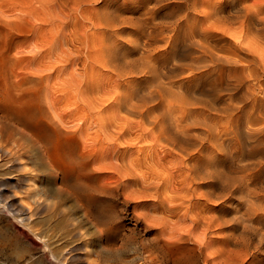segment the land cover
<instances>
[{
    "label": "rangeland",
    "instance_id": "1",
    "mask_svg": "<svg viewBox=\"0 0 264 264\" xmlns=\"http://www.w3.org/2000/svg\"><path fill=\"white\" fill-rule=\"evenodd\" d=\"M4 1L0 4L5 8L1 15L4 22L0 21L1 116L9 109L29 107L43 116L50 123L54 141L52 159L65 178L60 183L32 146L21 159L36 180L34 186L27 187L24 179L15 180L23 171L21 166L7 168L3 164L7 157L0 156V264H264V35H259L264 31V2L245 0L261 6L256 18L251 15L252 20L249 15L248 21L258 27L244 33L242 43L247 49L242 43L241 51L231 48L236 45L229 42L233 36L227 35L233 28L224 37L196 33L198 37L193 39L211 42L212 48L222 54L214 57L215 61L186 52L190 50L185 43L187 29H196L197 25L195 19L184 20L180 15L173 20L160 17L164 30L154 41L159 45H144L134 25L130 26L137 19L150 17L141 14L140 0ZM161 2L176 4V0ZM28 4H32L31 9ZM21 8L30 11L22 12ZM159 8V15L163 14ZM105 12L109 23L102 16ZM173 26L181 31L180 46L169 41ZM260 28L261 32L257 31ZM160 35L165 36L160 39ZM218 39L224 41L218 43ZM224 52L231 60L223 56ZM205 64L209 69L215 67L210 71ZM161 133L170 137L165 136V140ZM177 134L179 138L174 137ZM169 139L178 142L169 143ZM113 167L123 171L116 172ZM208 171L215 175L203 179L202 172ZM227 173L237 182L229 180ZM239 175L244 176L242 180ZM206 189V194L202 193ZM34 193L41 200H34ZM80 196L90 200V214H85ZM35 201L42 205L36 208L30 223L51 251L16 218L17 213L26 212L27 202L36 206Z\"/></svg>",
    "mask_w": 264,
    "mask_h": 264
},
{
    "label": "bare ground",
    "instance_id": "2",
    "mask_svg": "<svg viewBox=\"0 0 264 264\" xmlns=\"http://www.w3.org/2000/svg\"><path fill=\"white\" fill-rule=\"evenodd\" d=\"M4 1V0H3ZM18 1H20V0H18ZM17 1V4L18 3H20V2H18ZM31 1V0H30ZM36 1H38V0H36ZM43 1H45V0H43ZM43 1H40V2H43ZM47 2H48V0H46ZM68 1V0H67ZM74 1H76V0H74ZM74 1H71L72 2V4H74L75 2ZM81 0H79V2H80ZM93 1V0H92ZM91 1V2H92ZM106 1V0H105ZM138 1V0H137ZM141 2V4H138V7H139V5H141L143 8V13H141L142 15L144 14V15H149L150 17H146V16H144V18L141 16L140 18H143L142 20H140L139 19V22H138V17L139 16H137V18H134V20H136L137 19V21H132L134 24H131L130 26L132 27V25H134L133 26V28H134V31L139 35V37L141 38V40H142V43L144 44V45H150V44H152L155 40H156V38L159 36V34H161L162 32H163V26H164V23H163V21L161 20L163 17H173L174 16V18L175 17H177L178 15H180V18H181V16L184 18V20H188L189 18H191V20L192 19H195V21H194V23H196L195 25H197V27H195L196 29H194V28H192L191 27V29L189 28V29H187V35L189 34V37H186V40H187V42H185L186 43V45L188 46V48H190V50H186V49H188L186 46V49L184 48L183 50H186V52L187 53H189V54H194V55H196L197 54V57L199 56V57H212V58H214V57H217L218 55H221L222 56V54H218V52H217V50L215 49H213L212 47V43L211 42H209V43H207V41L205 40H201V39H198V38H196V39H193V38H195L194 36L196 35V33H197V35H200V34H202L201 36L202 37H205V36H209V35H211V36H213L214 34H220L221 36H223L224 34H226L225 32L226 31H228L229 33H231L229 30L231 29V28H233V33H231V35L229 34V33H227V34H229V35H227V36H233V41H232V39H231V37H229L231 40H229L228 38H227V36H225L226 38H227V41L229 40V42L231 41V43L233 44V43H235V45L236 46H234L233 45V47H231V48H234V47H237V48H239V50H240V44L243 42L242 41V39L244 38V33L245 32H249V31H252L253 29H257V27L255 26V24H253V22L252 21H248V20H250L249 19V17L251 16V15H253L254 16V18H256V16H257V13L259 12V7L261 8V6H258V4L256 3L257 2V0H256V2L254 1V2H252V4H247V3H245V0H176V4H174V5H170V4H166V3H162V4H159L160 3V1L159 0H154V1H156L159 5H155L154 3H156V2H154V1H151V0H140ZM250 1V0H249ZM261 2H264V1H262V0H260ZM5 2V1H4ZM7 2H10V0L9 1H7ZM25 3L27 2V1H24ZM66 2V1H65ZM74 2V3H73ZM82 2V1H81ZM85 2H87V1H85ZM113 2H114V0H113ZM150 2H154L152 5H148V4H150ZM174 2V1H173ZM172 2V3H173ZM260 2V3H261ZM11 3V2H10ZM9 3V4H10ZM14 3H16V2H14ZM28 3H30L29 1H28ZM49 3V2H48ZM82 3H84V2H82ZM89 3V2H88ZM87 3V5H90V4H88ZM104 3V2H103ZM111 3V2H110ZM109 3V4H110ZM131 3H132V1H131ZM134 3H135V1H134ZM138 3V2H137ZM259 3V4H260ZM0 4H2V0H0ZM16 4V5H17ZM21 4V3H20ZM24 4V3H23ZM33 4V3H32ZM32 4H28V5H31V6H28L29 8L30 7H32ZM44 4V3H43ZM45 4H47L46 2H45ZM76 4V3H75ZM79 4V3H78ZM78 4H76V5H78ZM19 5V4H18ZM67 5H69V3L67 2ZM81 5H83V4H81ZM80 5V6H81ZM86 4H84V6H85ZM112 5V4H111ZM131 5V4H130ZM133 5V4H132ZM137 5V4H136ZM261 5V4H260ZM3 6V5H2ZM9 6V5H8ZM48 6V5H47ZM46 6V7H47ZM71 6V5H70ZM70 6H69V8H70ZM75 6V5H74ZM73 6V7H74ZM184 6L185 7H187L183 12H182V9L184 8ZM10 7H11V4H10ZM18 7V6H17ZM21 7V6H20ZM38 7V6H37ZM72 7V6H71ZM90 7V6H89ZM131 7V6H130ZM159 7H162V10L164 11V12H162L163 14H160L159 15ZM262 7H264V6H262ZM12 8H13V6H12ZM27 8V7H26ZM82 8V7H81ZM85 8H86V6H85ZM84 7H83V9H82V11L85 9ZM104 8V7H103ZM136 8V7H135ZM135 8H132V9H135ZM141 8V7H140ZM19 10H20V8H18ZM23 9V10H22ZM31 9V8H30ZM30 9H28V10H26V9H24V8H21V11L23 12V11H30ZM73 9H75V8H73ZM73 9H72V11H73ZM3 10H5V8L3 9V7L1 8V6H0V21L3 19L4 20V18L1 16L2 14H5L4 12H3ZM9 10V9H8ZM35 10V9H34ZM76 10L77 9H75V12H76ZM90 10V9H89ZM12 11V10H11ZM16 11V10H15ZM31 11H33V8H32V10ZM101 12H102V10H100ZM100 11H98L99 13H100ZM105 11V10H104ZM103 11V12H104ZM138 11V10H137ZM182 13H181V12ZM261 11H264V10H261ZM45 12V11H44ZM81 12V9L79 10V13ZM97 12V11H96ZM109 12H111L110 10H109ZM32 13V12H31ZM30 13V14H31ZM107 12H105V13H102V14H104V15H102V16H105V15H107L106 14ZM260 13V12H259ZM17 15L19 14V13H16ZM28 14V13H27ZM76 14H77V12H76ZM81 14V13H80ZM90 14H91V12H90ZM109 14V13H108ZM111 14H113V12L111 13ZM195 14H197V16L195 15ZM13 15V14H12ZM15 15V14H14ZM20 15H22V13L20 14ZM19 15V16H20ZM29 15V14H28ZM28 15H26L25 14V16H27V17H29ZM32 15H34V13H32L31 14V18H32ZM83 15V14H82ZM81 15V16H82ZM162 15V16H161ZM250 15V16H249ZM72 16V15H71ZM76 16V15H75ZM92 16V15H91ZM96 17L98 16V15H95ZM101 16V17H102ZM110 16H113V15H110ZM115 17L117 16V14L116 15H114ZM113 16V17H114ZM262 15H260V18H262L261 17ZM23 17H24V15H23ZM93 17H94V15H93ZM93 17H92V19H93ZM100 17V16H99ZM107 17H109V16H107ZM156 17H158V18H156ZM160 17H162V18H160ZM252 17V16H251ZM72 18H73V16H72ZM78 18V17H77ZM110 18H112V17H110ZM171 18H169V19H171ZM257 18H259V17H257ZM259 18V19H260ZM79 19V18H78ZM102 19V18H101ZM166 19V18H165ZM164 19V20H165ZM73 20H74V18H73ZM80 20V19H79ZM78 20V21H79ZM96 20H99V19H96ZM105 20H106V16H105ZM110 20V19H109ZM108 19L105 21V22H107V23H109L108 21H109ZM172 20H173V18H172ZM182 20V19H181ZM183 20V21H184ZM252 20H253V17H252ZM256 20V19H255ZM261 20V19H260ZM67 21V20H66ZM92 21H94V20H92ZM112 21V20H111ZM114 22H116L115 20H113ZM175 21V20H174ZM178 21V20H177ZM177 21H176V24H179V23H177ZM261 21H264V20H261ZM260 21V22H261ZM1 22H4V21H1ZM102 23L104 22V18H103V21H101ZM114 22H112V23H114ZM131 22V21H130ZM180 22V21H179ZM187 22V21H186ZM185 22V23H186ZM189 22H191V23H193V21H189ZM252 22V23H251ZM256 22V21H255ZM260 22H258V23H260ZM9 23V22H8ZM68 23H71V22H68ZM74 23V22H73ZM102 23H100V24H97L96 23V26H98V25H101ZM116 23H118V22H116ZM185 23H182V24H185ZM262 23H264V22H262ZM5 24H7V23H4V25ZM94 24V26H95V23H93ZM106 24V23H105ZM110 24H111V22H110ZM115 24V23H114ZM1 25H3L2 23L0 24V26ZM71 25V24H70ZM69 25V26H70ZM104 24H102V26H103ZM179 25H181V24H179ZM187 25V24H186ZM186 25H184V26H186ZM190 25V24H189ZM194 25V26H195ZM262 25V24H261ZM105 27L106 26H109L108 24L107 25H104ZM111 26L112 27H114L115 28V26H113L112 24H111ZM121 26V25H120ZM119 26V27H120ZM123 26V25H122ZM2 27V26H1ZM70 27H72V26H70ZM118 27V26H117ZM187 27H189V26H187ZM259 27H261L260 26V24H259ZM109 28V27H108ZM113 28V31H116L115 29ZM130 28V27H129ZM173 28V30H174V32H170L171 34H169L168 36H169V41H172V43L174 44V45H177L178 44V42L180 41V34H179V31L177 30V28L178 27H172ZM184 28H186V27H184ZM104 29V28H103ZM118 29H121V28H118ZM179 29H180V27H179ZM106 30V29H105ZM110 30H112V29H110ZM172 30V31H173ZM261 30H262V28H260V30H257V31H260L261 32ZM186 31V30H185ZM254 31V30H253ZM252 31V32H253ZM71 32V31H70ZM69 32V33H70ZM103 32V31H102ZM166 31H164V33H165ZM256 32V31H255ZM262 32H264V31H262ZM261 32V34H259V32H257L259 35H264V33H262ZM72 33V32H71ZM73 33H74V31H73ZM72 33V34H73ZM99 33V32H98ZM130 33V32H129ZM128 33V34H129ZM167 33V32H166ZM180 33H181V31H180ZM214 33V34H213ZM256 33V34H257ZM101 34H103V33H101ZM117 34V33H116ZM253 35H255L256 36V34H254V33H252ZM111 35H113L114 36V34H111ZM158 35V36H157ZM162 35V34H161ZM161 35H160V39H162L163 37H161ZM180 35V36H179ZM196 35V36H197ZM73 36V35H72ZM103 36V35H102ZM102 36H100V37H102ZM106 36V35H105ZM109 36V35H108ZM132 36V35H131ZM134 36H136V35H134ZM185 36V35H184ZM210 36V37H211ZM220 36V37H221ZM250 36H252V35H250ZM253 37V38H256V37ZM258 36V35H257ZM76 36H74V38H75ZM81 37V36H80ZM98 38H99V36H97ZM97 37H95V38H97ZM136 37H138V36H136ZM183 37V36H182ZM198 37V36H197ZM214 37V36H213ZM212 37V38H213ZM216 37V36H215ZM219 37V36H218ZM217 37V38H218ZM219 37V38H220ZM224 37V36H223ZM259 37V36H258ZM262 38H264V36H261ZM97 38V39H98ZM104 38V37H103ZM167 38V37H166ZM199 38H201L200 36H199ZM206 38H208V37H206ZM226 38H224V39H226ZM252 38V39H253ZM77 39V38H76ZM84 39V38H83ZM82 39V40H83ZM119 39V38H118ZM134 39V38H133ZM168 39V38H167ZM198 39V40H197ZM211 39V38H210ZM209 39V40H210ZM214 39V38H213ZM212 39V40H213ZM96 40V39H95ZM106 40V39H105ZM108 40V39H107ZM129 40V39H128ZM138 40V39H137ZM164 40H166V39H164ZM163 40V44H165V41ZM184 40V39H183ZM199 40H201V41H199ZM208 40V39H207ZM219 40V39H218ZM221 41H224L223 39H220ZM220 40H219V42L218 43H220ZM254 40V39H253ZM252 40V41H253ZM256 40V39H255ZM261 41V39H258V41ZM101 41V40H100ZM103 41V40H102ZM159 41V40H158ZM96 42V41H95ZM131 42L133 43V41H132V39H131ZM181 42H183V41H181ZM247 42H249V41H247ZM246 42V43H247ZM254 42V41H253ZM261 42H264V41H261ZM137 43V42H136ZM139 43V42H138ZM155 43V42H154ZM157 43V42H156ZM155 43V44H156ZM167 43V42H166ZM227 43V42H226ZM243 43H245V41L243 42ZM242 43V47L244 48V46H245V44H243ZM251 43V42H250ZM128 44V43H127ZM135 44V43H134ZM161 44V43H160ZM162 44V45H163ZM211 45V47H210V45ZM228 44V43H227ZM133 45V44H132ZM156 45H159V44H156ZM168 45V47H169V44H167ZM179 46H180V44H178ZM183 46L185 45V44H182ZM244 45V46H243ZM98 46H99V44H98ZM97 46V47H98ZM104 46V45H103ZM135 46H137V45H135ZM142 46V45H141ZM161 46V45H160ZM160 46H159V48H160ZM163 46H165V45H163ZM101 47H102V45H101ZM106 47H108V46H106ZM133 47V46H132ZM162 47V46H161ZM217 47V46H216ZM145 48H146V50H149L146 46H145ZM165 48H167V47H165ZM181 48V47H180ZM242 48V49H243ZM100 49V48H99ZM103 49H106L105 47L103 48ZM108 49V48H107ZM133 49V48H132ZM138 49H139V47H138ZM144 49V48H143ZM161 49H163V48H161ZM176 49V48H175ZM225 49V48H224ZM235 49V48H234ZM244 49H247V47L246 48H244ZM95 50V49H94ZM102 50V49H101ZM114 50V49H113ZM146 50H144V51H142L143 53L146 51ZM182 50V49H181ZM182 50V51H183ZM227 50H229V49H227ZM233 50V49H232ZM103 51V50H102ZM107 51V50H106ZM105 51V52H106ZM112 51V50H111ZM138 51V50H137ZM153 51V50H152ZM152 51H150V52H152ZM156 51H157V49H156ZM162 51V50H161ZM169 51V50H168ZM223 51V50H222ZM230 52H231V49L229 50ZM235 51V50H234ZM236 51H237V49H236ZM235 51V52H236ZM241 51V50H240ZM246 51V50H245ZM104 52V53H105ZM115 52V51H114ZM135 52V51H134ZM141 52V54H143ZM147 52H149V51H147ZM147 52H145L146 54H147ZM155 52V51H154ZM166 52V51H165ZM174 53H175V51H173ZM180 52V51H179ZM185 51L183 52V53H185V55L187 54ZM239 52V51H238ZM238 52H236L237 54H238ZM98 53H100V51L98 50ZM136 53V52H135ZM223 53V52H222ZM225 53V52H224ZM236 53H231L232 55L231 56H235L234 54H236ZM139 54V53H138ZM153 54V53H152ZM151 53H150V55H152ZM106 55V54H105ZM104 55V56H105ZM113 54H109V56H112ZM145 55V54H144ZM143 55V56H144ZM149 55V54H148ZM155 55V54H154ZM156 55H158V54H156ZM177 55H179V54H177ZM176 55V56H177ZM183 55V54H182ZM181 55V56H182ZM226 53L225 54H223V56L226 58ZM108 56V55H107ZM108 56V57H109ZM142 56V57H143ZM180 56V57H181ZM220 56V57H221ZM112 57H116V56H112ZM145 57H147V56H145ZM183 57H185L184 55H183ZM190 57V56H189ZM196 57V56H195ZM196 57V58H197ZM224 57H222V60L223 59H225ZM217 58H219V56L217 57ZM230 60H231V58L230 57H228ZM228 58H226L227 60H228ZM240 58V57H239ZM110 59V58H109ZM190 59V58H189ZM209 59V58H208ZM241 59V58H240ZM198 60V59H197ZM199 60H202V59H199ZM210 60H211V58H210ZM214 60H215V58H214ZM219 60V59H218ZM217 60V61H218ZM221 60V59H220ZM226 60V62H228ZM230 60H229V63H231L230 62ZM233 60V59H232ZM193 61V60H192ZM204 61H205V59H204ZM216 61V60H215ZM225 61V60H224ZM236 61V60H235ZM194 62H196V61H194ZM220 62V61H219ZM219 62H218V67L219 68H221L220 66H219ZM224 63V62H223ZM235 63V62H234ZM248 63V62H247ZM246 63V64H247ZM189 64H191V63H189ZM215 64V63H214ZM217 64V63H216ZM206 65V64H205ZM190 66V65H189ZM206 66H208V64L206 65ZM215 67V66H214ZM213 67V68H214ZM218 67H217V69H216V71L218 70ZM192 68H193V65H192ZM206 68H208L209 69V66L208 67H206ZM213 68H210L209 70L211 71V70H213ZM236 68V67H235ZM215 70V69H214ZM226 72V71H225ZM228 72V71H227ZM220 74V73H219ZM240 75H241V73H239ZM238 74V75H239ZM215 78H217V77H215ZM220 78V77H219ZM237 78V77H236ZM240 78V77H239ZM243 78V77H242ZM246 78V77H245ZM211 80V79H210ZM213 80V79H212ZM216 82V81H215ZM210 83V82H209ZM227 83V82H226ZM212 83H210V85H211ZM140 95V94H139ZM138 95V96H139ZM37 103V102H36ZM33 107V106H32ZM186 111V110H185ZM1 112H3V111H1ZM3 116V117H2ZM1 116V113H0V156H6L7 157V159H6V161L3 163L4 164V166L5 167H7V168H11V167H13V166H16V165H20L21 166V169H23V171L21 172V173H18L17 175H16V177H15V180H21V179H24L25 181H26V185H27V187H29V186H34V183H35V178L33 177V175L30 173V172H28V171H26L25 169H26V163H25V160L24 161H22L21 159H23L22 157H23V155L25 154V152L28 150V149H30L31 150V148H32V146H34L35 148H37L38 150L37 151H39L40 152V157L43 159V160H45V162L49 165V170H51V172L52 171H54L55 172V177L56 178H58L59 179V181H60V183H62L63 182V180H64V173L59 169V167L60 166H58V164L52 159V156L53 155H51V148L53 147V140L50 138V123L47 121V120H45V118L43 117V116H41V115H38L37 113H36V111H34V108H32L31 109V107H29V109H23V110H15V109H9V110H7L6 112H4L3 113V115ZM5 119L6 121L5 122H3V120H1V119ZM54 121V120H53ZM77 121V120H76ZM230 121H228V123H229ZM234 122V121H233ZM225 123V122H224ZM226 124H227V121H226ZM179 125V124H178ZM180 125H182V124H180ZM183 125L184 126H188V125H186L185 123H183ZM218 125V124H217ZM176 126V125H175ZM183 126V127H184ZM182 127V126H181ZM189 127V126H188ZM221 127V126H220ZM224 128L223 129H225V126H223ZM177 128V127H176ZM185 128V127H184ZM187 128V127H186ZM162 129V128H161ZM165 129V128H164ZM222 129V130H223ZM228 129V131H229V129H232V128H227ZM226 129V130H227ZM255 129V128H254ZM167 130V129H166ZM166 130H163V131H166ZM220 130V129H219ZM221 130V131H222ZM226 130H224L225 132H226ZM232 131V130H231ZM75 132V131H74ZM161 132H162V130H161ZM166 132H168V130L166 131ZM165 132V133H166ZM170 132V131H169ZM220 132V131H219ZM222 133V132H221ZM222 134H225L224 132L222 133ZM226 134H227V132H226ZM160 135H162L161 137H163V134L161 133ZM168 135V134H167ZM166 135H164V137H165ZM169 136V135H168ZM168 136H166L167 137V139H168ZM172 136H174V135H171V138H172ZM178 136V138H179V135L177 134V135H175L174 137H177ZM217 136V135H216ZM215 136V137H216ZM218 136H219V134H218ZM221 136V135H220ZM219 136V137H220ZM161 137H159V140L161 139V140H167L166 139V137L163 139V138H161ZM170 137V136H169ZM158 138V137H157ZM170 138V139H171ZM181 138H183V137H181ZM221 138V137H220ZM170 139H169V143L170 142H173V141H170ZM177 139V138H176ZM207 139V138H206ZM160 140V141H161ZM179 140V139H178ZM215 140V139H214ZM181 141V140H180ZM207 141V140H206ZM210 141H213L211 138H210ZM210 141H209V143H210ZM167 142V141H166ZM176 142H178L177 140H176ZM176 142L174 141V143L176 144ZM219 142V141H218ZM168 143V144H169ZM212 143V142H211ZM52 144V145H51ZM213 144H214V141H213ZM220 144V143H219ZM218 144V146H220ZM222 144V143H221ZM178 145H180V144H178ZM215 146H216V144H215ZM217 146V147H218ZM222 146V145H221ZM220 146V147H221ZM177 147H179V146H177ZM185 147V146H184ZM176 148V147H175ZM179 148H181V146L179 147ZM182 148H183V146H182ZM221 148H223V147H221ZM172 150V149H171ZM170 150V151H171ZM181 150H183V151H185V149H181ZM181 150H178V151H181ZM224 150V149H223ZM173 151V150H172ZM171 151V152H172ZM182 152V151H181ZM177 153V152H176ZM183 153V152H182ZM186 153L187 152H185V155H186ZM157 154V153H156ZM159 154V153H158ZM172 154V153H171ZM184 154V153H183ZM30 155V154H29ZM166 155H167V153H166ZM177 155H178V153H177ZM173 156V155H172ZM176 156V155H175ZM175 156H174V158H175ZM187 156V155H186ZM210 156H212V155H210ZM209 156V158H211ZM216 156V155H215ZM222 156V155H221ZM227 156V155H226ZM164 157V156H163ZM166 157V156H165ZM184 157V156H183ZM217 157H218V155H217ZM1 158V157H0ZM27 158H28V156H27ZM151 158V157H150ZM178 158V157H177ZM187 158V157H186ZM197 158V157H196ZM216 158V157H215ZM69 159V158H68ZM173 159V158H172ZM176 159V158H175ZM180 158H178V160H179ZM189 159H192V158H189ZM221 159V158H220ZM1 160V159H0ZM96 160V159H95ZM182 160V159H181ZM185 160V159H184ZM174 161V160H173ZM176 161V163L177 162H179V161H177V160H175ZM204 161V160H203ZM214 161H215V159H214ZM220 161V160H219ZM218 161V162H219ZM222 161H224V159L222 160ZM3 162V161H2ZM1 162V163H2ZM95 162V161H94ZM171 162H172V160H171ZM182 162V161H181ZM193 162V161H192ZM99 163V162H98ZM103 163V162H102ZM109 163V164H108ZM108 163H105V164H108V165H110L111 164V162H108ZM117 163V162H116ZM175 163V162H174ZM175 163V164H176ZM190 163V162H189ZM195 164L197 163V161H195L194 162ZM204 163H205V161H204ZM207 163V162H206ZM210 163V162H209ZM215 163V162H214ZM214 163H212L213 165H214ZM224 163V162H223ZM99 164H101V163H99ZM184 164H185V162H184ZM208 164V163H207ZM244 164V163H243ZM261 164V163H260ZM1 165V164H0ZM172 165H173V163H172ZM171 165V166H172ZM201 165H203L202 163H201ZM201 165H199V166H201ZM244 165H246V162H245V164ZM244 165H242V166H244ZM247 165H248V163H247ZM99 166V165H98ZM100 166H102V165H100ZM111 166V165H110ZM109 166V167H110ZM115 166V165H114ZM165 166L166 167H168L166 164H165ZM178 166H180L179 165V163H178ZM184 166V165H183ZM224 166V165H223ZM226 166V165H225ZM94 167H96V168H98L97 167V164L94 166ZM108 167V166H107ZM116 167V166H115ZM115 167H113V169L115 170L116 169V172H119L118 170H120V168L119 169H117V168H115ZM170 167V166H169ZM175 167V166H174ZM187 167V166H186ZM190 167H193L194 169H196L195 167H197V165H195V166H190ZM203 167V166H202ZM219 167V166H218ZM248 167H249V165H248ZM247 167V168H248ZM100 168V167H99ZM101 168H103V166L101 167ZM122 168V167H121ZM172 168V167H171ZM175 168H177V167H175ZM180 168H181V166H180ZM198 168V167H197ZM206 168H207V166H206ZM210 168V167H209ZM215 168V167H214ZM126 169V168H125ZM184 169H186L185 167H184ZM187 169H190L189 167L187 168ZM218 169H220V168H217L216 169V171L218 170ZM225 169V168H224ZM242 170H244V169H246V167L243 169V167L241 168ZM7 170V169H6ZM122 171H123V169H121ZM121 170H120V172H121ZM166 170V169H165ZM172 170V169H171ZM175 170V169H174ZM202 170V169H201ZM207 170V169H206ZM205 170V171H206ZM173 171V170H172ZM188 171V170H187ZM187 171H186V173H187ZM192 171V170H191ZM199 171H200V169H199ZM202 171H204V169L202 170ZM214 171H215V169H214ZM213 171V172H214ZM222 171V170H221ZM129 172H131V169H130V171ZM128 172V173H129ZM168 172V171H167ZM174 172V171H173ZM181 172V171H180ZM220 172V171H219ZM127 173V172H126ZM172 173V172H171ZM179 173V172H178ZM190 173V172H189ZM194 173V172H193ZM202 173H205L204 175H203V179L205 178L204 176H214L215 175V173L213 174V173H211V172H202ZM218 172H216V175H220V174H217ZM121 174V173H120ZM123 174H124V172H123ZM129 174H131V173H129ZM170 174V173H169ZM169 174H168V176H169ZM173 174V173H172ZM188 174V173H187ZM199 174V173H198ZM201 174V173H200ZM224 174V173H223ZM225 174H226V172H225ZM224 174V175H225ZM122 175V174H121ZM177 175V174H176ZM175 175V176H176ZM188 175H190V174H188ZM228 173H227V177H228ZM123 176V175H122ZM126 176H127V174H126ZM172 176V175H171ZM174 176V175H173ZM178 176V175H177ZM176 176V177H177ZM185 176V175H184ZM202 176V175H201ZM235 176H238V175H235ZM240 177H239V179L240 180H242V178L244 177L243 175H239ZM191 177V176H190ZM193 177V176H192ZM216 177V176H215ZM229 177L230 178H228L229 180H232L233 178H231V175H229ZM175 178V177H174ZM179 178H180V174H179ZM175 179V182H176V180H180V179ZM185 178V177H184ZM183 178V179H184ZM200 178V177H199ZM202 178H200V179H202ZM213 178V177H212ZM211 178V179H212ZM220 178V177H219ZM235 178H237V177H235ZM74 179V178H73ZM126 179V178H125ZM170 179V178H169ZM185 179H187V178H185ZM191 179V178H190ZM190 179H189V181H190ZM194 180H195V177L193 178ZM193 179H192V181H193ZM210 179V178H209ZM214 179V178H213ZM212 179V180H213ZM216 179V178H215ZM218 179V178H217ZM223 180H224V178H222ZM142 180V179H141ZM197 180H198V178H197ZM211 180V181H212ZM219 180V179H218ZM233 180H235V179H233ZM144 181V180H143ZM182 181V180H181ZM181 181L179 182L180 184H181ZM185 181V180H184ZM191 181V182H192ZM215 181V180H214ZM73 182V181H72ZM170 182V181H169ZM186 182V181H185ZM184 182V183H185ZM195 182V181H194ZM202 182H204V181H202ZM222 183V180L220 179V181H219V183ZM226 182H231V181H227L226 180ZM235 182H237V180H235ZM173 183H174V180H173ZM177 183V182H176ZM178 183V184H179ZM188 183V182H187ZM205 183V182H204ZM214 183V182H213ZM216 183H217V180H216ZM85 184V183H84ZM189 184H190V182H189ZM192 184V183H191ZM190 184V185H191ZM198 184V183H197ZM218 184V183H217ZM225 185L227 184V183H224ZM63 185V184H62ZM62 185H58L57 187H59V188H61V186ZM184 185V184H183ZM185 185H186V183H185ZM195 185V184H194ZM205 185V184H204ZM222 185H223V183H222ZM232 185H233V183H232ZM232 185H230V186H232ZM234 185H235V183H234ZM236 185L238 186L239 185V183L237 184L236 183ZM189 185L187 184L186 185V187H188ZM216 186V185H215ZM219 186V185H218ZM227 186V185H226ZM77 187V186H76ZM80 187V186H79ZM78 187V188H79ZM157 187V186H156ZM173 187V186H172ZM177 187V186H176ZM190 187V186H189ZM195 186H193V188H194ZM214 187V186H213ZM222 187V186H221ZM228 187V186H227ZM59 188H57V189H59ZM77 188V189H78ZM192 188V187H191ZM193 188L191 189L192 191H193ZM208 188V187H207ZM28 189H30V188H28ZM53 189V188H52ZM179 189V188H178ZM184 189V188H183ZM188 189V188H187ZM186 189V190H187ZM209 189V188H208ZM208 189H206V190H204V191H202V193H204L205 191H207ZM216 189V188H215ZM222 189V188H221ZM223 189H224V187H223ZM231 189V188H230ZM176 190H177V188H176ZM190 190V189H189ZM210 190V189H209ZM233 190V189H232ZM27 191V190H26ZM219 191H221V190H219ZM29 192V191H28ZM70 192V191H69ZM130 192V191H129ZM185 192V191H184ZM189 192V191H188ZM198 192H200V191H198ZM223 192V191H222ZM32 193V192H31ZM71 193V192H70ZM82 193H83V191H82ZM191 193H193V192H190V194ZM201 193V192H200ZM210 193V192H209ZM218 193V192H217ZM193 194H196V193H193ZM199 194V193H198ZM205 194H206V192H205ZM208 194V193H207ZM212 193H210V195H211ZM223 194L224 193H222V196H223ZM200 195V194H199ZM220 195V194H219ZM33 196H34V200H41L40 199V197L38 196V195H36V193H34L33 194ZM78 196V195H77ZM214 196V195H213ZM218 196V195H217ZM203 197V196H202ZM89 198H91V197H89ZM127 198V197H126ZM189 198H191V197H189ZM19 199L20 200H25L22 196H19ZM79 199H80V201H81V205H82V208H84V211H85V214H90V200H83L82 199V196H80L79 197ZM171 199V198H170ZM207 199V198H206ZM208 200V199H207ZM37 201H35V202H37ZM24 203V202H23ZM2 205V204H1ZM32 204H28V202H27V206H26V204H25V206L27 207V209H26V212H23V214H18L17 213V215H16V218H17V220L23 225V226H25L26 228H28L30 231H32L33 232V234L38 238V240H40V241H42L43 242V244H44V247L45 248H47V249H49L50 250V247L47 245V243H46V241H45V239H44V237L42 236V235H38L36 232H35V230H34V227H33V224H31L30 222L32 221V215H33V213H35L36 212V208L39 206H41L42 205V203L41 202H37L36 203V206H31ZM170 205H172V203L170 204ZM177 205V204H176ZM176 205H173L172 206V208H175V206ZM24 206V207H25ZM169 207V206H168ZM18 208V207H17ZM20 208H22V207H20ZM170 209H172L171 208V206L169 207ZM168 208V209H169ZM24 209V208H23ZM20 210V209H19ZM23 211V210H22ZM21 211V212H22ZM10 212V211H9ZM186 213V212H185ZM254 214V213H253ZM15 215V214H14ZM187 215V214H186ZM88 216V215H87ZM186 217V216H185ZM193 217V216H192ZM200 217V216H199ZM203 217V216H202ZM207 217V219H209L208 218V216H205V218ZM217 217V216H216ZM149 219V218H148ZM191 219H196V218H191ZM203 219V218H202ZM197 220H199L198 218H197ZM204 221H205V219H203ZM203 220H201V221H203ZM94 221V220H93ZM207 221V220H206ZM216 221V220H215ZM220 222H221V220H219ZM204 223V222H203ZM211 223H213V222H211ZM218 223V222H217ZM202 224V223H201ZM213 224H216V223H213ZM220 224V223H219ZM210 225V224H209ZM217 225V224H216ZM221 225V224H220ZM211 226H213V225H211ZM217 227H218V225H217ZM258 227H260V226H258ZM205 228L206 227H204L203 229L205 230ZM211 228V227H210ZM172 229V228H171ZM203 229H201L202 231H203ZM208 230V229H207ZM209 231V230H208ZM212 231V230H211ZM215 231V230H214ZM220 231H222V230H220ZM200 232V231H199ZM202 233V232H201ZM204 233V232H203ZM207 233V232H206ZM221 233V232H220ZM250 233V232H249ZM199 234V233H198ZM208 234V233H207ZM200 236V235H199ZM204 236H206V235H204ZM203 237V236H202ZM202 237H201V239H202ZM211 236H208V238H210ZM207 238V239H208ZM221 238H225V237H222L221 236ZM197 239H200V237L199 238H197ZM200 239V240H201ZM204 239V238H203ZM216 239V238H215ZM199 240V242H202V241H204V240H202V241H200ZM197 241V240H196ZM217 241V240H216ZM225 241V240H224ZM208 242V241H207ZM206 242V243H207ZM220 243V242H219ZM219 243H217V244H219ZM243 243V242H242ZM208 244H210V242L208 243ZM213 244V243H212ZM236 244V243H235ZM244 244V243H243ZM205 245V243L203 244V246ZM25 246V245H24ZM48 246V247H47ZM202 246V245H201ZM44 247H42V248H44ZM204 247H206V246H204ZM209 247V246H208ZM219 247H222V246H220L219 245ZM217 248H218V245H217ZM229 248V247H228ZM218 249H221V248H218ZM217 249V250H218ZM231 249V248H230ZM225 250V249H224ZM229 250V249H228ZM45 251V250H44ZM51 251V250H50ZM50 251L48 252V253H50ZM220 251V250H219ZM222 252H224L223 251V249H222ZM226 252H227V250H226ZM214 253H217V252H214ZM221 252H219V254H220ZM237 253H239V252H237ZM237 253H235V254H237ZM245 254V253H244ZM215 255V254H214ZM238 255V254H237ZM248 254L246 253V255L245 256H247ZM242 256H244V255H242ZM244 258V257H243ZM243 258L241 257L240 259H242L243 260ZM237 260V259H236ZM240 262V261H239ZM242 262V261H241Z\"/></svg>",
    "mask_w": 264,
    "mask_h": 264
}]
</instances>
